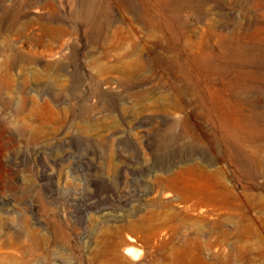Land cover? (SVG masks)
Returning <instances> with one entry per match:
<instances>
[{"label": "rangeland", "instance_id": "obj_1", "mask_svg": "<svg viewBox=\"0 0 264 264\" xmlns=\"http://www.w3.org/2000/svg\"><path fill=\"white\" fill-rule=\"evenodd\" d=\"M0 264H264V0H0Z\"/></svg>", "mask_w": 264, "mask_h": 264}, {"label": "bare ground", "instance_id": "obj_2", "mask_svg": "<svg viewBox=\"0 0 264 264\" xmlns=\"http://www.w3.org/2000/svg\"><path fill=\"white\" fill-rule=\"evenodd\" d=\"M140 21H142L143 23H146L147 25H153V22H150L148 19V16L146 14V12L144 11V14L142 15V17L140 18ZM152 21V20H151ZM155 26V25H154ZM158 26V25H157ZM159 27V26H158ZM160 28V27H159ZM204 51V50H203ZM210 53V52H209ZM204 54V53H203ZM206 54V53H205ZM208 54V53H207ZM205 56V55H204ZM211 56V55H210ZM206 57V56H205ZM126 256L132 260V261H137L138 257L135 256L134 254L130 253V252H125Z\"/></svg>", "mask_w": 264, "mask_h": 264}]
</instances>
